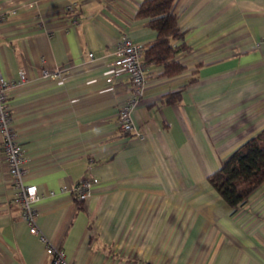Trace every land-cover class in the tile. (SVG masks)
<instances>
[{
	"label": "crops",
	"instance_id": "crops-1",
	"mask_svg": "<svg viewBox=\"0 0 264 264\" xmlns=\"http://www.w3.org/2000/svg\"><path fill=\"white\" fill-rule=\"evenodd\" d=\"M143 1L0 0V77H28L8 104L39 227L71 264H264V183L234 209L208 179L264 128V0H176L191 50L177 75L147 65L132 108L140 137L119 124L132 85L112 65L124 35L156 38L136 16ZM7 173L0 133V264H52Z\"/></svg>",
	"mask_w": 264,
	"mask_h": 264
},
{
	"label": "built area",
	"instance_id": "built-area-1",
	"mask_svg": "<svg viewBox=\"0 0 264 264\" xmlns=\"http://www.w3.org/2000/svg\"><path fill=\"white\" fill-rule=\"evenodd\" d=\"M66 10L73 14V24L80 23L77 7L75 3H69ZM7 15L0 8V24L5 22ZM116 58L113 61V76L117 77L122 73L129 75L131 79L132 92L126 103L119 112V124L123 131L134 132L140 137L144 135L138 131L132 118V108L139 98L143 95L147 82V64L144 61L145 46L142 43L134 42L129 35H124L115 48ZM93 56V53H90ZM43 75L49 77L52 74L44 69ZM28 77L25 71L21 70L18 80H9L0 77V133L2 135L4 155L8 163L7 179L11 183L15 195L14 198L22 208L21 216L30 225L32 233L37 234L39 238L47 244V253L52 255V264H71L66 258L63 249L52 244L46 235L41 231L35 207L41 199V194L36 184L26 183V151L22 145L17 131L13 126V113L8 104L12 89L19 84L27 81ZM97 177H85L75 187L77 198L84 200L92 193L93 186L98 183Z\"/></svg>",
	"mask_w": 264,
	"mask_h": 264
},
{
	"label": "trees",
	"instance_id": "trees-1",
	"mask_svg": "<svg viewBox=\"0 0 264 264\" xmlns=\"http://www.w3.org/2000/svg\"><path fill=\"white\" fill-rule=\"evenodd\" d=\"M136 16L146 19L156 31V38L145 46L144 61L163 67L162 75L174 76L186 69L178 58L179 51H190L185 31L179 23L176 0H144ZM181 92L167 94L166 102L180 100ZM212 186L234 209L244 205L264 183V128L243 143L208 177Z\"/></svg>",
	"mask_w": 264,
	"mask_h": 264
}]
</instances>
